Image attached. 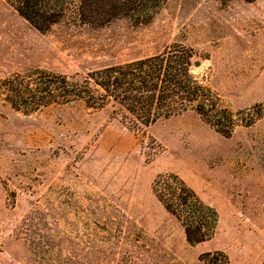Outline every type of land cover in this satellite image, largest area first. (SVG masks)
Masks as SVG:
<instances>
[{"label": "rangeland", "instance_id": "rangeland-1", "mask_svg": "<svg viewBox=\"0 0 264 264\" xmlns=\"http://www.w3.org/2000/svg\"><path fill=\"white\" fill-rule=\"evenodd\" d=\"M171 46L201 64L190 74L232 113L229 137L194 108L132 129L125 111L83 102L25 114L2 90ZM171 175L203 212L183 204ZM186 225L202 226L206 241L190 245ZM207 254L264 264V0H179L147 26L70 17L45 33L0 0V264H204Z\"/></svg>", "mask_w": 264, "mask_h": 264}, {"label": "trees", "instance_id": "trees-1", "mask_svg": "<svg viewBox=\"0 0 264 264\" xmlns=\"http://www.w3.org/2000/svg\"><path fill=\"white\" fill-rule=\"evenodd\" d=\"M3 1L12 6L31 26L45 33L70 17L72 21L92 27H104L118 22H127L135 27L147 26L165 7L179 0ZM231 1L221 0L223 3ZM242 1L251 4L258 0ZM192 67V50L171 46L164 53L107 65L70 77L43 73L35 79L30 78L31 82L27 86L18 83L19 78L10 79L2 90L7 91L6 99L12 107L25 114L37 113L53 104L67 106L83 102L93 110L111 106L125 111L132 119V129L149 128L161 119H169L194 108L220 134L228 136L223 129V120L232 126V113L217 108L209 90L191 76ZM169 177L177 183L178 190L186 198L183 204L191 200L197 213L203 212L204 208L195 192L177 176ZM158 195L167 212L181 221L182 216L167 197L161 192ZM206 209L215 215L209 208ZM185 235L190 245L206 241L202 226L186 225ZM220 258L224 259L225 256L207 254L201 261L204 264H217ZM223 264L229 263L225 260Z\"/></svg>", "mask_w": 264, "mask_h": 264}, {"label": "water", "instance_id": "water-1", "mask_svg": "<svg viewBox=\"0 0 264 264\" xmlns=\"http://www.w3.org/2000/svg\"><path fill=\"white\" fill-rule=\"evenodd\" d=\"M201 64L199 63V62H195L194 64H193V67H199Z\"/></svg>", "mask_w": 264, "mask_h": 264}]
</instances>
